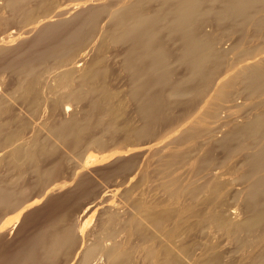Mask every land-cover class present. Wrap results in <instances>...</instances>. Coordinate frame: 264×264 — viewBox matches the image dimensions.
Wrapping results in <instances>:
<instances>
[{
  "label": "bare ground",
  "instance_id": "6f19581e",
  "mask_svg": "<svg viewBox=\"0 0 264 264\" xmlns=\"http://www.w3.org/2000/svg\"><path fill=\"white\" fill-rule=\"evenodd\" d=\"M73 181L0 264H264V0H0V238Z\"/></svg>",
  "mask_w": 264,
  "mask_h": 264
},
{
  "label": "rangeland",
  "instance_id": "374dc122",
  "mask_svg": "<svg viewBox=\"0 0 264 264\" xmlns=\"http://www.w3.org/2000/svg\"><path fill=\"white\" fill-rule=\"evenodd\" d=\"M117 69V68H116ZM115 70V69H114ZM116 72V71H115ZM118 75V80L117 79H115L114 77H116ZM120 75V76H119ZM122 76H124V75H122ZM122 76H121V72H116V73H111L110 74V76H109V82L110 83H116L115 85H116V87L118 88V86L121 88V94H123V92L126 90V89H124V91H123V89H122V87L124 88L125 86H124V84L127 82V80H126V78L124 77V78H122ZM124 81H125V83H124ZM126 88H127V86H126ZM122 100L124 101V105H125V107H126V110H127V113H128V117H130V118H132V119H134L135 121H137L136 119V117L137 116H134V115H137V112H135L134 110H136L135 108L137 107L136 105H134L135 103H133V102H131L130 100V102L128 101V100H126L125 99V96H122ZM133 103V104H132ZM136 113V114H135ZM134 114V115H133ZM134 116V117H133ZM60 117V115L58 114V115H56V116H53V117H51L49 120H50V122H54L55 120H57L58 118ZM96 118V117H95ZM88 147H90V148H92L93 149V151H96L97 153H101L102 152V150L101 149H99V148H94L93 146H88ZM88 147H86V148H88ZM95 149V150H94ZM215 154H217V155H222V152L220 151V150H217V151H215ZM150 153L146 156H143L142 158H144L145 157V162H143L142 164H140L141 166H140V168L138 169V170H144L145 171V173H147V177H148V184H149V186H150V184L152 183V184H154L153 186H155V187H157V188H159L158 186H160L159 185V183H158V181L156 180V178L154 177L155 176V173H154V167H153V165H151L150 163H147L148 161H149V159L150 158H152V157H150ZM154 157H156V155L154 156ZM154 159V158H153ZM148 160V161H147ZM68 162H66V163H63L62 164V166H61V169H64L65 171H63V170H60V174L55 178L56 180H52L51 181V183H53V181H58V180H60V181H62V178H65V179H69L70 178V175H71V173H72V165L71 164H67ZM111 163H113V162H111ZM120 162H117L116 164H109V163H103V164H101V165H98V166H95V168L96 167H98V168H102V166H103V168H108V167H111L112 165H118ZM44 164V163H43ZM67 164V166H65ZM45 165V164H44ZM40 166H42V162H41V164L39 165V168H40ZM136 167H138V166H136ZM42 168V167H41ZM40 168V169H41ZM66 168V169H65ZM187 169H189V166L188 165H185L184 167H183V170L184 171H186ZM67 170H68V172L70 173V174H68V172H67ZM153 171V172H152ZM134 172V171H133ZM133 172L131 173V172H128V173H130V174H128L129 176L128 177H130L132 174H133ZM14 173H17V171L16 172H14ZM26 173H21V175L22 176H24ZM29 174L30 173H27L26 174V182L28 183V182H30V181H35V179H36V177L34 176V175H32L33 176V178L30 176V177H27V176H29ZM125 176H124V175ZM31 175V174H30ZM121 175H122V177H127L126 175V173H121ZM21 176V177H22ZM64 176V177H63ZM119 176H120V174H119ZM35 177V178H34ZM67 177V178H66ZM127 177V178H128ZM117 178V183H119L120 181V179H122V181H124V180H126V178L124 179V178H120V177H116ZM137 179H138V177L134 180V181H132V180H130L131 182H135V181H137ZM108 180V179H106V178H104V183H103V181H102V183H101V185H99L98 186V188L97 189H99V190H104V188L105 187H107V186H109L110 185V183L111 182H113V181H111L110 182V180H108L109 182L108 183H106V181ZM111 180H114V179H111ZM114 182H116V180L114 181ZM73 183H74V181L73 182H70V187H69V185H68V188H62L61 190L59 189V190H57V191H55V192H57V193H51L50 195H53V196H49L48 198H49V200H47L48 198L46 197L45 199L47 200H45L44 199V201H42L41 203H39L38 205H36L34 208H31L33 211H31V210H29V212H26V214L28 215V213H30L31 212V214H30V218H29V220H28V222H24V220L26 221V217L24 216V215H26L25 213L24 214H22V216L20 217V219L17 221V222H13V220L11 221V223H9V220H8V222H7V225H11L12 224V222L14 223V224H12L7 230L8 231H10V233L9 234H7V235H5L4 237H1V238H3L2 240H1V238H0V245L2 246V247H0V253H3L4 252V250L6 251L7 249H10L11 247H12V249H16L18 246L17 245H19V243H20V240L24 237V236H26V235H29V234H32L34 231L33 230H35L37 227H38V225L41 223V220H43V215H39V216H37V214L35 213V214H33L34 212H36V210L37 211H39L40 209H43V208H47V206H45L47 203H48V208H52L51 206L53 205V207H54V205H55V203L54 202H56V200L58 199V198H60V196H61V198L60 199H62V198H64V196L66 195V194H63V193H69V192H67V191H69L70 189L69 188H72V186H73ZM121 184V183H120ZM156 184V185H155ZM107 185V186H106ZM149 186L147 185V187L149 188ZM146 187V188H147ZM155 187H153L154 189H157V188H155ZM38 188V187H37ZM148 188H147V190H148ZM151 189V186H150V188H149V191L150 190H154V189ZM160 188H161V186H160ZM158 191H163V190H161V189H157ZM35 191H37V189L35 190ZM66 191V192H65ZM61 194H63V196L61 195ZM93 194V193H92ZM77 195V196H76ZM112 195V194H111ZM57 196V197H56ZM80 196V195H79ZM78 196V194H75V195H72V208H71V210H72V215H73V218L75 217V216H77V214H78V208L80 209L81 207H82V205H83V203H85V201H87L92 195H89V196H87L86 198H83V199H79V201H76L77 200V198L79 197ZM51 197H54V198H51ZM109 197H111V199L110 200H112V199H115V200H118V196H116V194L113 196H109ZM114 197V198H113ZM50 198L52 199V201L50 200ZM88 198V199H87ZM50 201V202H49ZM84 201V202H83ZM52 202V203H51ZM82 203V204H81ZM68 204V203H67ZM76 204V205H75ZM81 204V205H80ZM43 206H45V207H43ZM38 207V209H36ZM42 207V208H41ZM77 209H76V208ZM76 210V211H74V210ZM11 214L12 215H14V214H16L15 212H11ZM11 215V216H12ZM33 215V216H32ZM11 218V217H10ZM25 218V219H24ZM39 218V219H38ZM94 218V217H93ZM91 219L92 221H90L89 222V225H91V226H93V224L96 222L95 220V218L94 219ZM9 219V218H8ZM23 219V220H22ZM24 226V227H23ZM91 226H89V228H91ZM5 228H7V226H5ZM12 229V230H11ZM24 229V230H23ZM127 238V237H126ZM124 239L125 240V242H127L126 244H128V243H132V241L133 242H135L136 243V241L137 240H135V239H129V238H127V239ZM4 240V241H3ZM131 240V241H130ZM19 241V242H18ZM3 242V243H2ZM18 243V244H17ZM135 243H132V244H135ZM6 246V247H5ZM9 246H11V247H9ZM13 246L14 247H16V248H13ZM2 248V249H1ZM1 250H2V252H1ZM11 250V249H10Z\"/></svg>",
  "mask_w": 264,
  "mask_h": 264
}]
</instances>
